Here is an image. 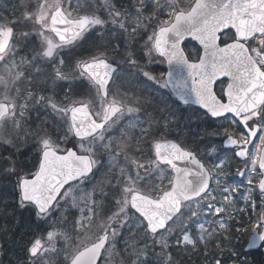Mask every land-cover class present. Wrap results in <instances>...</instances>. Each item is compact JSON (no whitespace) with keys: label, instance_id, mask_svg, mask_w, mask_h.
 <instances>
[{"label":"snow or ice","instance_id":"obj_1","mask_svg":"<svg viewBox=\"0 0 264 264\" xmlns=\"http://www.w3.org/2000/svg\"><path fill=\"white\" fill-rule=\"evenodd\" d=\"M244 232L264 242V0H0L7 264H254Z\"/></svg>","mask_w":264,"mask_h":264},{"label":"trees","instance_id":"obj_2","mask_svg":"<svg viewBox=\"0 0 264 264\" xmlns=\"http://www.w3.org/2000/svg\"><path fill=\"white\" fill-rule=\"evenodd\" d=\"M28 226V221H27V214H25V219L24 221L18 226L17 228V232H22L24 231L25 228H27ZM17 239H19V234L17 235ZM0 242L4 245V249L7 251V248H9L12 244L10 241H2L0 240ZM6 255H4V259H6ZM11 256L13 257V252L11 253ZM251 260L254 261V264H264V256H262V254L260 252L258 253H253L251 254Z\"/></svg>","mask_w":264,"mask_h":264},{"label":"rangeland","instance_id":"obj_3","mask_svg":"<svg viewBox=\"0 0 264 264\" xmlns=\"http://www.w3.org/2000/svg\"><path fill=\"white\" fill-rule=\"evenodd\" d=\"M9 2L10 3H12V2H15V0H9ZM248 233L249 232H244V233H240L239 235H238V238L234 241V243L237 245V249L243 254V243H244V240H245V238L248 236ZM0 244H2L1 242H0ZM13 248V245H11L9 248H7V250H9V249H12ZM11 253H12V251H7V256H6V262L9 260V259H11L12 258V256H11ZM261 254L262 255H264V248H263V250L261 251ZM2 255H0V257H1ZM4 256V255H3ZM248 256V255H247ZM249 257V256H248ZM250 258V257H249ZM1 262V261H0Z\"/></svg>","mask_w":264,"mask_h":264},{"label":"water","instance_id":"obj_4","mask_svg":"<svg viewBox=\"0 0 264 264\" xmlns=\"http://www.w3.org/2000/svg\"><path fill=\"white\" fill-rule=\"evenodd\" d=\"M252 239H253V236L250 237V239H249V243L251 242ZM256 242H257V244H260V245H262V243H263V242L259 241L258 238H257V241H256ZM249 243H248V244H249ZM260 247H261V246H260ZM260 247H258V248H253V249H248V247H246V250H245V251H246V252H250V251H253V250H258Z\"/></svg>","mask_w":264,"mask_h":264},{"label":"bare ground","instance_id":"obj_5","mask_svg":"<svg viewBox=\"0 0 264 264\" xmlns=\"http://www.w3.org/2000/svg\"><path fill=\"white\" fill-rule=\"evenodd\" d=\"M262 256H264V255H262ZM250 257V259L252 258L251 256H249Z\"/></svg>","mask_w":264,"mask_h":264},{"label":"flooded vegetation","instance_id":"obj_6","mask_svg":"<svg viewBox=\"0 0 264 264\" xmlns=\"http://www.w3.org/2000/svg\"><path fill=\"white\" fill-rule=\"evenodd\" d=\"M238 180H240V178L238 177Z\"/></svg>","mask_w":264,"mask_h":264}]
</instances>
